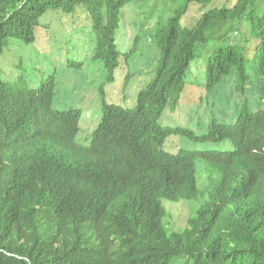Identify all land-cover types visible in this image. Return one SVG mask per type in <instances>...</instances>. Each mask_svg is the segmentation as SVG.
I'll return each mask as SVG.
<instances>
[{
	"label": "trees",
	"instance_id": "trees-1",
	"mask_svg": "<svg viewBox=\"0 0 264 264\" xmlns=\"http://www.w3.org/2000/svg\"><path fill=\"white\" fill-rule=\"evenodd\" d=\"M140 1L0 0V56L10 38L35 43L48 10L73 14L82 7L95 37L92 60L106 71L101 120L87 148L75 142L81 110L52 107L54 77L36 88L24 75V83L0 78V264H264V9L256 0H237L204 12L188 27L181 20L189 5L213 0H183L158 22L153 76L137 93L135 107L124 108L108 103L103 88L138 51L136 35L131 49L120 53L116 31L123 8ZM243 19L251 39L242 35V46H253L261 107L249 105L244 48L226 46L208 57L205 91L212 97L234 78L244 97L235 122L212 119L203 135L162 126L165 112L181 100L199 46L228 40ZM18 101L39 112L37 149L21 151L10 163L2 146L18 133L12 115ZM170 136L192 143L228 140L232 148L170 153ZM198 161L209 176L204 192L197 186ZM163 201L199 207L177 227L166 221Z\"/></svg>",
	"mask_w": 264,
	"mask_h": 264
},
{
	"label": "rangeland",
	"instance_id": "rangeland-1",
	"mask_svg": "<svg viewBox=\"0 0 264 264\" xmlns=\"http://www.w3.org/2000/svg\"><path fill=\"white\" fill-rule=\"evenodd\" d=\"M183 0H141L123 8L120 14L119 27L116 31V42L120 53H127L136 35L140 36L137 53L129 60V68L123 65L115 71L113 84L103 88V96L108 103L133 108L136 95L151 80L153 70L159 57L154 42V33L158 22H164L175 11ZM237 0H213L200 6L190 4L183 16V26H192L201 14L215 7L232 6ZM259 10L264 9V0H256ZM253 7V6H252ZM251 9V8H250ZM41 26L37 31V38L33 44L10 38L6 48L0 56V78L7 83H24L20 79L25 76L30 87H38L50 77L56 82L55 96L52 107L56 110L70 108L80 109V132L76 142L86 146L91 139L92 131L101 120L100 87L104 82L106 71L99 61H93L95 37L91 28V21L84 8H78L73 14H64L60 10H48L40 18ZM239 32H232L229 39L221 42H211L206 46H199L198 58L189 69L186 78L185 91L174 110H167L160 123L165 127H185L197 135L207 133L212 119L225 124H233L244 102L236 90L234 78H228L219 86L212 97L205 91L206 64L208 57L217 48L226 46H242L241 36L251 39L249 26L245 19L238 23ZM244 48L243 54L247 59V73L252 84L249 85L247 98L250 108L257 110L261 107V100L257 92L260 86V76L257 63L253 59V46ZM81 63V68L68 66ZM130 76V77H129ZM128 85L125 86L127 78ZM263 108V107H262ZM224 123V122H222ZM166 150L175 153L180 149L188 151H227L232 148L231 142L225 140L219 143H192L185 138L170 136L165 142ZM197 186L201 191L209 185L204 163H196ZM163 201L166 221H172L177 227H184L186 220L195 216L199 207L197 202L180 201L172 204ZM172 227V226H171Z\"/></svg>",
	"mask_w": 264,
	"mask_h": 264
},
{
	"label": "clouds",
	"instance_id": "clouds-1",
	"mask_svg": "<svg viewBox=\"0 0 264 264\" xmlns=\"http://www.w3.org/2000/svg\"><path fill=\"white\" fill-rule=\"evenodd\" d=\"M12 115L18 122V133L16 135L9 137L8 141L5 142L2 146L4 152V158L6 161L10 163H14L17 161L21 151L37 149L38 121H39V112L34 110L31 106H29L27 103L22 101H18L13 106ZM95 129L92 131L89 144L83 146L76 142V138L80 132V126H79V131L76 134V138H75V142L79 145V147L81 148L89 147L93 139V134H94L93 132L95 131Z\"/></svg>",
	"mask_w": 264,
	"mask_h": 264
}]
</instances>
